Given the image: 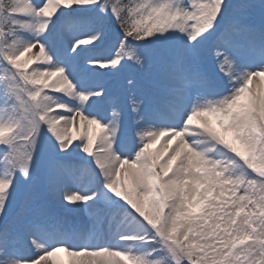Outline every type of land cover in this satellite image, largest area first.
Returning <instances> with one entry per match:
<instances>
[{
	"label": "snow or ice",
	"instance_id": "6c2138e0",
	"mask_svg": "<svg viewBox=\"0 0 264 264\" xmlns=\"http://www.w3.org/2000/svg\"><path fill=\"white\" fill-rule=\"evenodd\" d=\"M0 264H264V0H0Z\"/></svg>",
	"mask_w": 264,
	"mask_h": 264
},
{
	"label": "rangeland",
	"instance_id": "374dc122",
	"mask_svg": "<svg viewBox=\"0 0 264 264\" xmlns=\"http://www.w3.org/2000/svg\"><path fill=\"white\" fill-rule=\"evenodd\" d=\"M58 256L63 260H67V257H65L63 253H58Z\"/></svg>",
	"mask_w": 264,
	"mask_h": 264
}]
</instances>
